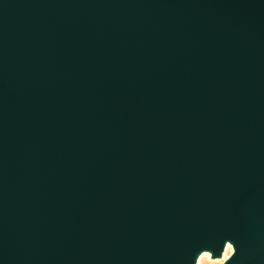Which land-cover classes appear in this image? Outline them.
Masks as SVG:
<instances>
[{
    "label": "water",
    "instance_id": "obj_1",
    "mask_svg": "<svg viewBox=\"0 0 264 264\" xmlns=\"http://www.w3.org/2000/svg\"><path fill=\"white\" fill-rule=\"evenodd\" d=\"M264 264V0H0V264Z\"/></svg>",
    "mask_w": 264,
    "mask_h": 264
},
{
    "label": "rangeland",
    "instance_id": "obj_2",
    "mask_svg": "<svg viewBox=\"0 0 264 264\" xmlns=\"http://www.w3.org/2000/svg\"><path fill=\"white\" fill-rule=\"evenodd\" d=\"M228 253L222 254L219 258H214L211 252L206 253L204 257H202L201 261L198 264H225L226 261L231 257L233 254V248L229 249Z\"/></svg>",
    "mask_w": 264,
    "mask_h": 264
},
{
    "label": "bare ground",
    "instance_id": "obj_3",
    "mask_svg": "<svg viewBox=\"0 0 264 264\" xmlns=\"http://www.w3.org/2000/svg\"><path fill=\"white\" fill-rule=\"evenodd\" d=\"M231 248V244L230 243H226V246H225V249H224V252H223V254L224 253H228ZM206 253H208L207 251H204L203 253H201L199 256H198V258H197V264L201 261V259H202V257H204L205 255H207Z\"/></svg>",
    "mask_w": 264,
    "mask_h": 264
}]
</instances>
